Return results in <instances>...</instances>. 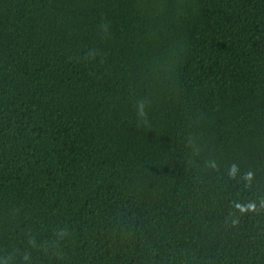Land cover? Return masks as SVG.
Segmentation results:
<instances>
[{"label":"trees","instance_id":"obj_1","mask_svg":"<svg viewBox=\"0 0 264 264\" xmlns=\"http://www.w3.org/2000/svg\"><path fill=\"white\" fill-rule=\"evenodd\" d=\"M0 264H264V0H0Z\"/></svg>","mask_w":264,"mask_h":264}]
</instances>
